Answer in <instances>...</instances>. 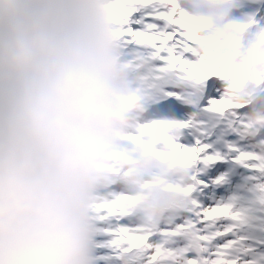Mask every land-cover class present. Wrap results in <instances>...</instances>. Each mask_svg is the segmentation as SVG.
Instances as JSON below:
<instances>
[{"label": "clouds", "instance_id": "9594fccd", "mask_svg": "<svg viewBox=\"0 0 264 264\" xmlns=\"http://www.w3.org/2000/svg\"><path fill=\"white\" fill-rule=\"evenodd\" d=\"M106 2L0 0V264H95L93 206L134 83Z\"/></svg>", "mask_w": 264, "mask_h": 264}, {"label": "rangeland", "instance_id": "374dc122", "mask_svg": "<svg viewBox=\"0 0 264 264\" xmlns=\"http://www.w3.org/2000/svg\"><path fill=\"white\" fill-rule=\"evenodd\" d=\"M123 3V0H107L106 2V10L115 26L114 34L116 31H122L124 33V28L121 26L122 23H119L117 20V18L120 17V14H123L121 9ZM151 13L153 16H141L143 26L137 28L138 30L135 31L136 34L134 36L127 35L126 38H118V40L122 39L125 43H130V38L143 36V33L146 32L150 33L151 31H149L148 26L152 25V23L156 21V18L154 17H157L154 15L155 13ZM127 15L128 14L125 13L123 19H125ZM243 19L244 15H237L232 21V28L238 26L240 21ZM151 33H153V31ZM139 44L140 42L138 40H134L129 45V48H125L129 49V53L132 52L138 56L137 62L141 65V71L138 73L140 74L138 76V80L141 81L143 86V88H138L134 93L127 95L125 98L127 106L126 110L128 112L136 110L142 101L153 108L154 115H157L158 109L162 111V114H159L158 116L151 114L150 118L153 119L155 123H158V121H162L163 117L161 125L164 126H162L161 132L167 136L166 139L168 141L164 142L162 141L163 139H160V141L156 143L157 147H153L152 144L148 146L147 141H144L145 150L144 153H142L140 149L143 144L140 143L139 140V142H133V139H135L134 137L129 138L126 133L124 134L122 130L120 131V137L118 139L120 145L118 148L121 147V143L125 142V148L128 151V156L125 160L128 166L124 175V182L115 186L113 173L102 171L99 179V190L93 206L94 217L102 216L101 213L110 216L109 212L113 208V205L118 206L119 212L124 218L123 229H134V231H132L128 236V239H130L132 243L129 245V248L126 247L125 253L128 249L130 250L133 248V246H140L143 248L142 246L145 243L143 238L146 230L150 229V219L151 216L154 215L156 208L155 205L148 204V199L153 189L159 188L170 193L171 199L167 201L164 207H161L160 213L155 215L156 218L154 223L162 225V227L157 230L158 232L164 231V237L167 238L171 233H173V235L170 237V242H166L164 248H159L158 243L162 237L158 234V236H156L154 241L151 243L155 246L156 255L147 257L146 254H148V251H144L143 248V257L141 260H138V262H130L129 264H185L186 260L193 256V253H201V250L204 254L205 250H207L209 255L204 256L198 264H216L214 262L215 260L216 262H220V264H264V233L262 232V229L264 228V177L262 178V176H264V162L261 161L262 159L259 161L254 159L247 160L244 164L248 165L250 168H245V172L243 171V168H240L236 176L229 177V181L228 175L231 164L223 174L217 175V177L224 175L226 177L224 182L216 180L215 176H213L212 181H210L211 183H208L212 186L209 192V200L206 205L211 208L215 207V209L211 210L212 215H206L205 218H208V220L204 219V222L206 223H204L201 227L191 228L190 223L194 221L192 220L190 214L204 212L199 208L200 206L204 208V205L201 204V197L199 195L197 196L194 184L197 185L198 183L205 182V180H209V177H211L210 175H213L212 170L214 169V165L213 162H210V167L208 164H203L197 174L198 181L193 179L194 177L192 176V172L196 164L191 163L187 160L188 158L174 157L175 151L173 150L172 144H169V142H175L174 139L177 137L191 141V135L194 133V130H185L180 127L177 120L182 111H179L176 118L171 117L169 119L170 123L166 122V112L177 106L178 102L176 95L178 97L181 96L183 101L188 106V109L183 113V116L187 117L189 120L193 117H190L188 112L191 113L194 109L193 100L190 99H194L201 107V113L196 120L193 122L187 121V124L192 125V128L194 129L198 127L204 132H207L208 135L205 141L208 140L213 129L217 126V128L220 129L222 127L223 130L226 131L228 140L233 142L237 138L240 146H244V129L247 126H250L251 121L248 118V114L251 115L253 111L247 109L243 110L241 108V111L237 114L240 119L238 126L239 135H233L232 138H230L231 132L229 125H231V122L228 111L225 113V116H222L223 109L219 110L218 108H215L217 116L208 118V110L212 109L211 107L213 105H218L221 97L226 96L230 104L234 103V100H236L235 96H232L229 93L234 95L238 89H242V86L240 85V78L244 72H238L236 70V64L231 63L232 58L226 62L221 60L222 64L219 68L221 80L219 87L214 88L215 94L212 97H209L207 100L201 102V93L198 91V87L200 84H203V78H201L200 75H193V72L197 73V71H202V69L206 67H203L200 61H193L195 57L194 55H186L188 56V60L179 64L177 66V70L172 71L167 69L166 66L172 62L171 58L163 56L161 57L162 62L154 60L155 58L153 56L157 51L158 44L154 48H149V45L140 46ZM257 66V64L251 67L246 66V70L255 69ZM155 75L159 77L157 85L160 92L151 88ZM263 75L264 70H262V76L260 77L259 83L260 89L257 93V99L260 104L258 108L259 111L264 110V104L261 103V101H264ZM211 80L213 81V77H211ZM165 89L168 92L167 95L164 94ZM226 90H228V93L224 92ZM171 95H173V98H171ZM250 102L251 101H249V103ZM160 104L164 105L159 108ZM158 117H160L159 120ZM206 119L210 121L208 124L205 123ZM203 141V139L199 138L198 144H203ZM162 144L165 148L161 152L157 151L156 149L160 150V146ZM223 146L225 147V144L223 139H221V143L217 146V150H221ZM234 146H236L235 143ZM116 147L117 146L115 144L113 149H116ZM191 147L192 146H186L184 150L187 151V149H190ZM232 150L233 152L235 151V149ZM262 150L264 151V149ZM145 153L149 154L145 155ZM113 155L114 159L111 162L118 160L121 153L114 151ZM234 167L239 168L237 165ZM142 168L146 172L150 171L146 178L149 176L156 178L155 186L152 188H150L151 186L144 188V183L140 182L142 180L141 174H143V172L141 173ZM244 174L246 176H244ZM247 175L252 176L247 177ZM130 176H133V182ZM240 177H242V183L245 187L247 186V190L250 191L249 194H251L252 198L256 200V207L254 209H252L251 206L244 204L243 201L236 200L233 196L235 194L234 185ZM221 182L222 187L219 186ZM225 182L226 186H230L229 190L224 188ZM105 190H108V195L104 194ZM116 191L120 194L122 193L128 196V203L121 211V204L116 203L115 201V197L118 199L120 196V194H117ZM224 199H226V201ZM232 202L235 203V208L233 210L230 208L231 204H233ZM104 203H107L110 206H108V208H103ZM221 209H223V213L219 215V217L223 219L222 221L224 223L219 224L214 221L213 213H218ZM118 216L119 215H116V217ZM209 222H211L210 226H208ZM100 223H103L104 229L111 236V218L105 217L104 222L101 221ZM186 224H189L188 228L186 227ZM228 225H235L236 230H232L227 233L225 229ZM98 229L99 232L95 237L94 244L97 248L99 246L97 239L102 228L98 225ZM167 229L168 232H165ZM215 231H218L220 232V235L223 234L225 236V239L220 244H215L213 242L215 241L214 238L217 235ZM190 237L193 250L190 256H186L183 252V244L186 242L184 239ZM233 237L236 238L234 243L231 241V238ZM195 239H198V242L195 241ZM121 242L116 245H119ZM116 248L118 247L116 246ZM237 248L239 249L236 250ZM99 253L97 255L96 252L94 253L95 264L102 263L99 258ZM235 253H241L242 261L240 263L234 262L233 256ZM118 255L119 264H123L121 261L122 254H120L119 251L117 252V256ZM117 256L110 258L108 263L110 262V264H112V262L116 260Z\"/></svg>", "mask_w": 264, "mask_h": 264}, {"label": "bare ground", "instance_id": "6f19581e", "mask_svg": "<svg viewBox=\"0 0 264 264\" xmlns=\"http://www.w3.org/2000/svg\"><path fill=\"white\" fill-rule=\"evenodd\" d=\"M207 3L209 4H213L211 0H208ZM136 30L137 29V26L136 25H133L131 27V30ZM165 35H167V32L163 30V33L161 34V36L163 37V39L165 38ZM157 58L161 59V56H158ZM171 65L173 66H176V65H179L180 62L179 61H172L170 62ZM193 75H197L196 72H193ZM171 113H172V117L173 118H176V116L178 115L179 113V110L177 108H173V109H170L169 110ZM187 118L182 116L181 113L179 115V118L177 120V122L181 125H185L187 123ZM175 142H173V144L175 145V147L177 149H184L186 146H192L191 148H196L197 147V144L192 142V141H188L186 139H183V138H175L174 139ZM195 168H196V171L198 172L201 168V166L203 165L202 163L198 162V161H195ZM231 164V167H230V172H229V175L228 176H236L239 172V169L240 168H243V171L245 172V167L239 162V161H236L235 159H224L223 163L221 164H215V166L217 167V169L221 172H225L227 170V168L230 166ZM237 165L239 168H235L234 166ZM192 174H195V171L192 172ZM208 181V182H207ZM205 180V182H202V183H199L200 184V187L201 189L205 192V194L207 195L208 197V200H209V192L211 190V184H208V183H211L210 180ZM235 192L238 196H242L245 200V203L248 205V206H251V207H256V200H254L251 196L250 191L247 190V186L245 187V185L242 183V177H240L237 182L235 183ZM209 207V206H208ZM211 207H209L210 209ZM215 209V207H212L210 209V213H211V210ZM217 213H213V218H214V221H216L217 223H220V219H219V216L216 215ZM212 215V213H211ZM219 242H222L221 240L217 239Z\"/></svg>", "mask_w": 264, "mask_h": 264}, {"label": "flooded vegetation", "instance_id": "af4514ba", "mask_svg": "<svg viewBox=\"0 0 264 264\" xmlns=\"http://www.w3.org/2000/svg\"><path fill=\"white\" fill-rule=\"evenodd\" d=\"M162 227V226H161ZM165 232H168V229L165 230ZM159 234L161 235L162 239L161 241H165L166 237H164V231L159 232ZM163 235V236H162ZM170 235H173V233H171ZM168 236V235H167ZM123 259H126L129 263L133 260V258L131 257V255H125V257H123ZM116 263H118V261L116 260Z\"/></svg>", "mask_w": 264, "mask_h": 264}, {"label": "trees", "instance_id": "16d2710c", "mask_svg": "<svg viewBox=\"0 0 264 264\" xmlns=\"http://www.w3.org/2000/svg\"><path fill=\"white\" fill-rule=\"evenodd\" d=\"M136 251V254H134V255H138L139 253H140V251L139 250H135ZM133 254V253H132Z\"/></svg>", "mask_w": 264, "mask_h": 264}, {"label": "snow or ice", "instance_id": "6c2138e0", "mask_svg": "<svg viewBox=\"0 0 264 264\" xmlns=\"http://www.w3.org/2000/svg\"><path fill=\"white\" fill-rule=\"evenodd\" d=\"M134 31H135V29H134Z\"/></svg>", "mask_w": 264, "mask_h": 264}]
</instances>
